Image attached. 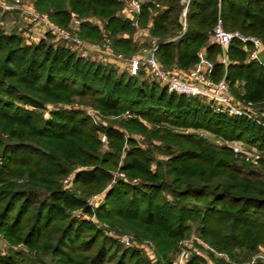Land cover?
Returning <instances> with one entry per match:
<instances>
[{"label": "trees", "instance_id": "1", "mask_svg": "<svg viewBox=\"0 0 264 264\" xmlns=\"http://www.w3.org/2000/svg\"><path fill=\"white\" fill-rule=\"evenodd\" d=\"M36 7L63 27L78 17V35L92 43L102 40V33L88 17L100 19L111 48L126 54L150 46L133 38L136 26L148 27L154 54L168 67L191 68L204 49L213 63L212 81L226 80L237 101L264 105V63L250 60L235 39L224 65L210 39L220 17L224 29L264 43V0H143L136 26L119 15L117 0H36ZM75 97L77 104L105 116L125 111L133 116L107 126L71 106L42 116L45 102L69 104ZM174 127L256 148L263 152L264 169V127L256 122L216 112L196 97L169 93L157 82L142 80L140 71L118 73L47 40L27 43L0 26V233L8 244L26 246L0 252V264H172V252L192 222L202 239L232 259L259 252L260 246L264 256V177L250 170L249 162L237 164L228 146ZM135 131L146 136V148L128 136ZM154 150L167 158L157 159ZM114 170L127 178L110 185ZM73 171L71 182L79 194L62 186ZM107 186L96 207L87 204L86 196ZM38 191L45 197L33 208L30 198ZM74 209L106 220L115 232L150 240L155 263L139 250L122 248L90 220L72 214ZM185 264L200 261L191 257Z\"/></svg>", "mask_w": 264, "mask_h": 264}, {"label": "built area", "instance_id": "2", "mask_svg": "<svg viewBox=\"0 0 264 264\" xmlns=\"http://www.w3.org/2000/svg\"><path fill=\"white\" fill-rule=\"evenodd\" d=\"M117 1L122 3L123 16L131 20L136 18L143 3V0ZM185 11L186 8L184 7L181 12L182 16L185 15ZM3 20L14 24L15 33L22 35L27 43H37L49 37L51 44L57 46L63 43L79 57L96 59L97 62L103 64H115L120 69H125L132 73L137 70L139 65H143L150 77L165 87L169 93L196 97L203 100L216 112L243 116L264 127V105L256 107L250 101H237L231 95L226 80L222 78L218 81H212L209 76L213 66L211 61L208 62L206 71L197 66L183 76L169 73L163 69L157 60L154 54L155 47L150 50H139V52H144L142 55L133 54L126 57L111 48L109 38L104 30L101 44L87 43L78 35V27L81 22L78 17H73L67 27L60 26L50 19L47 12L38 10L34 0H0V24H4ZM133 24H136V22L133 21ZM145 30V28H140V32ZM210 37L219 46V61L224 65L228 64L226 58L227 49L235 39L239 40L242 48L247 50L250 60L264 63V43L262 40L257 36L246 35L237 30L224 29L220 17L217 18ZM198 55L202 58L201 51L198 52ZM124 115L129 118L131 113L125 111ZM206 133L212 138L216 137L213 133ZM212 138L210 140L215 144L228 146L240 160L258 162L261 158L259 150L256 148H247L237 142L225 141L219 138L218 140H213ZM100 141L103 144L105 143L104 134L101 135ZM72 174L73 172L70 173V177L65 179V182L69 181L70 178L72 179ZM114 181L112 180V182ZM119 240L128 247L132 245L128 238H119Z\"/></svg>", "mask_w": 264, "mask_h": 264}, {"label": "rangeland", "instance_id": "3", "mask_svg": "<svg viewBox=\"0 0 264 264\" xmlns=\"http://www.w3.org/2000/svg\"><path fill=\"white\" fill-rule=\"evenodd\" d=\"M34 4L36 5V0H34ZM41 11L42 12H47L46 10H41ZM122 14L123 13L120 10L119 11V15L121 17H122ZM88 20L93 22L94 24H97L98 27L101 30V33L103 32L104 29H103L102 22H101L100 19H97V18H94V17H88ZM3 22H4V20H3ZM0 26L6 32H9V33L15 32V28H14L15 25L11 24V23H8V21H5L4 24H0ZM141 28L147 29L146 27H141ZM210 39H211V37H210ZM46 40L48 41V43H51L49 37H47ZM134 40H137V39H134ZM151 40L153 41L152 43H151ZM84 41L87 42V43L92 44V42H89L87 40H84ZM137 41L138 42L148 43L152 47L155 46L154 40H153V38L151 36V33H150V30H149V35L146 36L145 41H142L140 37H138ZM97 43L98 44L102 43L101 38H100V41H97ZM97 43H94V44H97ZM58 46L67 47L63 43L59 44ZM150 46L141 45V46L138 47V49L135 52H133L131 54H126V53H121V52H118V53H121L122 55L127 57V56H131L133 54H136L138 50L152 48ZM115 52H117V51H115ZM87 59L92 60L91 58H87ZM93 61L97 62L96 59H94ZM263 61H264V54H263ZM104 64L112 66L118 73H124V74H127V75H133L136 72L140 71L142 80H147L148 82H156L155 80H153L150 77V75L147 72V69L143 65H139L137 70L134 73H132V72L127 71L125 69H120L119 67L115 66V64H111V63H104ZM76 101H77V97L74 98V102L73 103H69V104H64V103L58 102V101H56V102H53V101L52 102H45L43 104V107L40 109V112H42V116L44 118H48L49 115H50V111H53V110L58 109V108H64V107H67V106H71V107L79 108L81 110H85L86 113L92 117V121L93 122H96L99 125H105V126H107L109 124V122H110V124H112L113 120L118 121L120 119H124V120L128 119V116L126 117V115H124V112L122 114H116V115L110 114V115H106L105 116V115H102L101 113H99L97 110L89 108V106L77 104ZM22 106L25 107V108H28V109H32L33 108V106L29 105V104H22ZM132 116L133 115L131 113L130 117H132ZM143 122H144V124L148 125V127L150 126L148 121L143 120ZM114 126L118 127L119 124L118 123H114ZM174 129L176 131H179V132H192V133H195V134H197V135H199V136H201V137H203L205 139H208V141H210L212 143V140H210V138H212V137L208 136L206 131L203 132V130L201 131V130H197V129H190V128H184V127H179V128L178 127H174ZM126 134H128V133H126ZM128 136L130 138H132V139H136L137 142H139L141 147H145V148L147 147V142H146L147 139H146V136L144 134H142V133H140L138 131H135V132L129 133ZM100 138H101V136H100ZM218 138L222 139V140H225V141L232 142V140H228L226 138H223V137L217 136V135H216L215 138H212V139L213 140H216V139L218 140ZM154 143L158 144L159 142H154ZM126 147H127V145L124 148H126ZM102 149L103 150H107L106 146H104ZM259 153L261 155L260 159H262L263 152L259 151ZM153 155L157 159H161V160H165L167 158V156H165V155H163V154H161V153H159L158 151H155V150L153 151ZM235 157H236L235 158V162L237 164L244 165V163H246V161L240 160V158L238 156H235ZM249 163L251 164L250 168H252L250 170L256 169L257 171L260 172L261 177H264V169L261 168V164H260L259 161L258 162H249ZM73 173H74V171H73ZM112 173H113V175L115 177V179H114L115 181L116 180H120V178L121 179L127 178L123 173H121V172H119L117 170L112 171ZM68 177H70V174L68 176H66L62 180V186L64 188L70 190V191H76V193L79 194L80 192L74 188V186H73V184L71 182L72 181L71 178H70L69 181L65 182V179L68 178ZM112 183L113 182L111 181L110 185ZM109 187L110 186H107L106 189H103V190H101L99 192L92 193V194L86 196L85 200H86L87 204L96 207L100 203L101 198L103 197V195H105V193L107 192ZM44 197H45V193L41 192V191H38L35 196H32L30 198V202L33 204L32 205L33 208H35L37 206V204L40 202V200H42ZM72 214H74L75 216L84 218L85 220H90L91 223L96 228L101 230L104 235L110 236L113 240L118 242L121 245L122 248L123 247H128V246H126L124 243H121L119 238H128L130 240L131 244H132L128 248H134L136 250L141 251V253L143 254L144 257H146L152 263H155V260L157 258L155 245L150 240L144 239V238H136L133 235V233L130 232V231L115 232V230L111 228L110 224H108V222L106 220L97 219L94 216H88V215L82 214V212L79 209L72 210ZM191 226H192V229H191L190 233L184 239L180 240V242L178 243V248L175 249L172 252V258H173V263L172 264H185L191 257L198 258L199 261H200V264H217L218 262L216 263V259L217 260H222L223 259L224 262H226V263H230L231 262L232 264H245L247 262H253V261H256L258 259L261 260V261H264V256L262 254V249L263 248L261 246L259 247V250H258L259 252L255 251L253 254L252 253L251 254L243 253L242 255H240V257L238 256V258H233L232 259L228 255L223 254L222 252L216 251L204 239H202L198 235L197 231L195 230L196 224L194 222L191 223ZM8 248H10L12 250H24V249L26 250V246H24L22 243H18L16 245L8 244L7 241L4 239L3 235L0 233V252L1 253H5Z\"/></svg>", "mask_w": 264, "mask_h": 264}, {"label": "crops", "instance_id": "4", "mask_svg": "<svg viewBox=\"0 0 264 264\" xmlns=\"http://www.w3.org/2000/svg\"><path fill=\"white\" fill-rule=\"evenodd\" d=\"M184 7L186 8V6L184 5ZM122 17H123V14H122ZM183 17V16H182ZM134 21H135V19H134ZM182 23H183V29L185 28V22H184V20L182 21ZM133 25H135L136 26V24H133ZM140 28L141 27H137L136 26V31H135V33H134V35H133V38L134 39H137L138 40V37H140L141 38V40L142 41H145V39H146V36L147 35H149V28L148 27H146L147 29L145 30V31H141L140 32ZM177 37V36H176ZM175 38V37H174ZM153 41L151 40V43H152ZM155 47V46H154ZM154 47H152V48H154ZM152 48H148V49H146V50H150V49H152ZM199 51H201L202 52V58H200V60H199V62L198 63H196L194 66H192L191 68H188V69H178V68H175V67H168V66H165V65H162L161 63V65H162V67H163V69L165 70V71H167V72H169V73H173V74H177V75H186L189 71H191L193 68H195V67H197V66H199L202 70H204V71H206L207 69H208V62H209V60L207 59V57H206V53L204 52V49H200ZM144 52H139V50L137 51V53L136 54H139V55H142ZM202 131V130H201Z\"/></svg>", "mask_w": 264, "mask_h": 264}]
</instances>
